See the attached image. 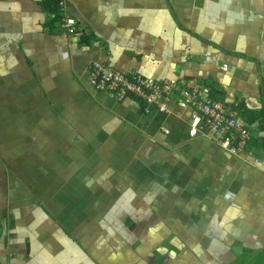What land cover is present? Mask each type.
Instances as JSON below:
<instances>
[{"label": "crops", "instance_id": "0c3cea01", "mask_svg": "<svg viewBox=\"0 0 264 264\" xmlns=\"http://www.w3.org/2000/svg\"><path fill=\"white\" fill-rule=\"evenodd\" d=\"M57 1L81 37L51 24L43 0H0V264L5 250L9 264H233L263 251L264 152L231 156L203 130L190 137L175 100L162 113L87 76L99 63L195 80L246 122L239 109L264 102V0Z\"/></svg>", "mask_w": 264, "mask_h": 264}, {"label": "built area", "instance_id": "2783aa9c", "mask_svg": "<svg viewBox=\"0 0 264 264\" xmlns=\"http://www.w3.org/2000/svg\"><path fill=\"white\" fill-rule=\"evenodd\" d=\"M57 8L61 15L59 28L70 36L81 37L82 31L76 20L61 14L64 12L61 4ZM223 68L226 69V66L223 65ZM87 79L96 91L111 94L119 101L131 97L145 107L156 105L162 113L166 112L167 104L175 100L181 109H189L191 112L189 136L195 137L203 130L204 137L231 156H254L260 152L254 147L248 148V143L252 139L264 137V133L249 127L235 105L211 99L208 90L195 80H189L178 88L174 81H154L135 71L123 72L99 63L90 65ZM254 158L257 164L258 158Z\"/></svg>", "mask_w": 264, "mask_h": 264}, {"label": "trees", "instance_id": "16d2710c", "mask_svg": "<svg viewBox=\"0 0 264 264\" xmlns=\"http://www.w3.org/2000/svg\"><path fill=\"white\" fill-rule=\"evenodd\" d=\"M57 7H58L57 0H43L42 2L43 10L45 12H48L54 18L51 24L55 22L57 23L61 18L60 12L58 11ZM81 41H84V40L82 39ZM209 97L215 100V97L211 95L210 92H209ZM239 110H240V113L245 116L246 124L249 127L255 124L256 130L258 132L264 133V102L262 103V106L260 107L259 110L250 111V110L244 109L243 107L242 109H239ZM252 147L258 149V151L260 152H264V137L250 140V142L248 143V148H252ZM256 254H262L264 256V250L259 253L245 252L244 255L255 256ZM241 259H242V256L236 258L235 260H233V264L235 263L239 264Z\"/></svg>", "mask_w": 264, "mask_h": 264}, {"label": "rangeland", "instance_id": "374dc122", "mask_svg": "<svg viewBox=\"0 0 264 264\" xmlns=\"http://www.w3.org/2000/svg\"><path fill=\"white\" fill-rule=\"evenodd\" d=\"M3 227H5V226L3 225ZM27 253L28 252L25 251L24 255H26ZM9 255H10V253L8 251H6V250L3 251V260H4V262L2 260L1 261L2 264H9V261L11 260ZM25 259H27V256H26ZM32 262H33V264H36V260L35 259H33ZM32 262L30 260H25V264H32ZM235 264H237V263H235ZM239 264H264V256L262 254H256L255 256L242 255V259L240 260Z\"/></svg>", "mask_w": 264, "mask_h": 264}]
</instances>
